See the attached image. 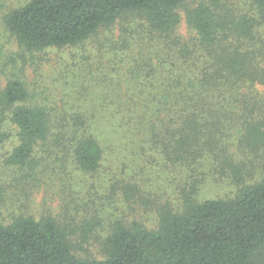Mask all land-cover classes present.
<instances>
[{"label": "trees", "instance_id": "1", "mask_svg": "<svg viewBox=\"0 0 264 264\" xmlns=\"http://www.w3.org/2000/svg\"><path fill=\"white\" fill-rule=\"evenodd\" d=\"M182 22L189 40L178 32ZM0 25L19 50L6 53L0 34V144L11 127L18 142L6 165L34 174L44 153L67 155L86 174L99 170L104 150L90 117L37 100L18 62L99 45L118 27L123 44L142 43V89L151 91L142 92V106L155 115L138 125L185 180L180 210L161 207L156 229L117 220L101 260L77 255L71 227L52 215L0 222V264H264V178L247 183L235 152L264 148V101L241 91L264 86L256 64L264 58V0H28L13 8L0 0ZM215 172L231 174L236 194L198 201Z\"/></svg>", "mask_w": 264, "mask_h": 264}, {"label": "rangeland", "instance_id": "2", "mask_svg": "<svg viewBox=\"0 0 264 264\" xmlns=\"http://www.w3.org/2000/svg\"><path fill=\"white\" fill-rule=\"evenodd\" d=\"M4 1L13 8L28 0ZM178 32L186 40L192 38L185 22ZM2 33L6 53H17L14 41ZM121 39L116 27L110 39L99 45L91 40L79 47L49 49L33 58L28 55L24 65L18 62L24 66L22 79L37 100L59 110L76 105L90 117L104 150L97 172H81L67 155L61 159L43 153L44 162L30 174L5 163L18 144L14 127L9 129L10 138L0 144V222L7 224L19 215L38 219L52 215L71 227L77 255L99 260L104 258L103 244L117 220L156 229L161 207L181 209L179 190L185 183L182 170L167 164L159 147L146 143L138 123L152 118L155 110L142 106V92H151L142 89V43L129 40L127 46ZM256 64L264 68V58ZM159 82L147 80L146 84ZM5 83L0 77V87ZM246 88L241 91L264 101L263 85L250 88L251 93ZM129 117L136 125L130 124ZM243 150L235 152L244 165L247 183L260 181L264 148ZM230 175H207L197 200L234 196L238 186ZM89 222L98 226L85 232Z\"/></svg>", "mask_w": 264, "mask_h": 264}]
</instances>
